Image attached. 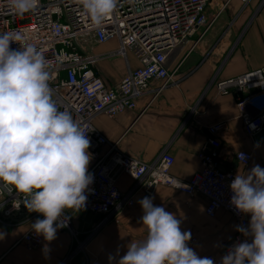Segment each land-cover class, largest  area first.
I'll list each match as a JSON object with an SVG mask.
<instances>
[{
    "label": "crops",
    "instance_id": "crops-1",
    "mask_svg": "<svg viewBox=\"0 0 264 264\" xmlns=\"http://www.w3.org/2000/svg\"><path fill=\"white\" fill-rule=\"evenodd\" d=\"M207 14L217 17L203 37H191L173 54L170 66H179L175 84L157 92L161 82L155 81L152 90L136 100L135 109L115 117L99 114L94 118V125L133 157L149 163L165 149L174 157L171 174L183 181L199 171L198 152L210 137L208 128L218 122L225 124L217 135L223 168L232 167L241 175H247L255 165L264 168V128L256 135H248L236 93L220 94L213 83L264 70V0H211ZM117 46V41L111 40L95 45L93 51L102 53ZM128 58L131 68L139 65L132 53ZM95 70L114 85L126 75L128 65L126 59L117 56L100 60ZM239 150L251 151L249 165L237 163L235 153ZM92 163L93 159L89 167ZM146 179L139 181L121 174L118 186L124 194H133V206L112 213L100 225L104 217L99 214L67 210L76 235L58 229L54 240L49 242L42 236L41 245L33 249L26 248L19 239L37 220L36 212L26 207L12 209V204L0 199V264H118L129 244L147 237L139 204L146 196L153 199L155 206L173 213L181 221L182 231L197 237L190 248L198 256L215 253L217 264H221L224 246L237 232V219L224 209L209 216L207 199L201 193L188 195L164 184L146 191ZM247 216L245 228L251 214ZM243 236L252 240L251 236ZM110 255L114 257L111 262Z\"/></svg>",
    "mask_w": 264,
    "mask_h": 264
},
{
    "label": "built area",
    "instance_id": "built-area-1",
    "mask_svg": "<svg viewBox=\"0 0 264 264\" xmlns=\"http://www.w3.org/2000/svg\"><path fill=\"white\" fill-rule=\"evenodd\" d=\"M210 1L119 0L113 15L97 29L92 27L79 0H39L38 9L23 16L10 10L8 0H0V33L19 32L24 37L22 42L11 43L13 49H19L21 44L37 48L51 74L49 84L58 109L70 112L86 130L91 129L87 133L91 141L88 151L93 157L89 172L94 181L90 185L92 191L88 194L86 210L81 211L104 217L98 225L112 213L134 205L133 194H124L118 186L121 174L139 181L146 177V191L164 184L188 195L201 193L207 199L206 213L209 216L213 217L218 210L224 209L237 219L239 226L247 225V214L238 212L230 202L233 195L230 184L237 175L236 170L232 167L222 169L219 157L221 143L217 135L225 127L223 122L208 128L210 137L198 152L201 167L187 181L171 174L174 157L165 149L154 161L145 162L122 151L117 141L110 140L94 125V118L99 114L115 117L135 109L136 100L152 90L153 82H161L157 92L176 83L179 66H170L173 54L191 37L199 35L201 39L215 20L217 15L210 18L207 14ZM111 40L117 41V48L102 53L93 51L95 45ZM129 53L139 62L136 68L130 67ZM115 56L126 59L128 72L118 83L110 85L95 67L100 60ZM213 83L220 94L236 93L245 132L250 136L258 134L264 128V70L248 71ZM235 158L239 165L247 166L252 153L239 150ZM0 199L12 204L15 210L25 207V195L2 182ZM34 216L44 218L37 212ZM61 219L66 220L67 226L59 229L76 235L67 210ZM42 240V235L30 227L19 243L33 249L40 246ZM197 240V237H191L188 246ZM245 240L237 231L224 246V254L234 244ZM204 257L212 258L217 264L215 253Z\"/></svg>",
    "mask_w": 264,
    "mask_h": 264
},
{
    "label": "clouds",
    "instance_id": "clouds-1",
    "mask_svg": "<svg viewBox=\"0 0 264 264\" xmlns=\"http://www.w3.org/2000/svg\"><path fill=\"white\" fill-rule=\"evenodd\" d=\"M92 27L101 28L116 11L119 0H79ZM17 15L34 12L39 0H8ZM19 33H0V182L25 195L29 212L40 213L31 228L46 241L56 238L65 210H86L92 154L88 151L91 129L60 111L53 100L51 74L44 56L34 45L22 42ZM243 156V154H241ZM177 185H180L177 181ZM180 187V186H178ZM231 204L240 213L251 214L249 226L236 230L247 240L234 244L221 264H264V168L255 165L247 175L237 174L230 184ZM147 237L132 242L118 264H214L188 246L191 233L181 230V221L151 197L139 201ZM114 259L111 255L109 261Z\"/></svg>",
    "mask_w": 264,
    "mask_h": 264
},
{
    "label": "rangeland",
    "instance_id": "rangeland-1",
    "mask_svg": "<svg viewBox=\"0 0 264 264\" xmlns=\"http://www.w3.org/2000/svg\"><path fill=\"white\" fill-rule=\"evenodd\" d=\"M211 18V17H210ZM216 19V18H215ZM115 57H117V56H115ZM112 58H114V57H112Z\"/></svg>",
    "mask_w": 264,
    "mask_h": 264
},
{
    "label": "water",
    "instance_id": "water-1",
    "mask_svg": "<svg viewBox=\"0 0 264 264\" xmlns=\"http://www.w3.org/2000/svg\"><path fill=\"white\" fill-rule=\"evenodd\" d=\"M222 169H224V168H222ZM153 188V187H152Z\"/></svg>",
    "mask_w": 264,
    "mask_h": 264
}]
</instances>
